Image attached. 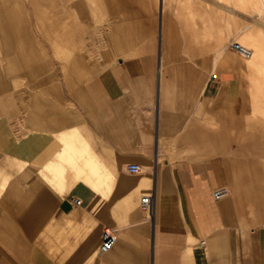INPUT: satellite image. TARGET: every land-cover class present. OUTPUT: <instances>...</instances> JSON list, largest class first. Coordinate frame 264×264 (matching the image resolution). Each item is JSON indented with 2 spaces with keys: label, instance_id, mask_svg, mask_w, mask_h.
Returning <instances> with one entry per match:
<instances>
[{
  "label": "crops",
  "instance_id": "obj_1",
  "mask_svg": "<svg viewBox=\"0 0 264 264\" xmlns=\"http://www.w3.org/2000/svg\"><path fill=\"white\" fill-rule=\"evenodd\" d=\"M159 2L156 52L108 54L100 65L85 54L81 70L70 57L67 77L31 70L51 64L35 58L16 88L0 39V264H264V70L223 52L264 26L248 16L235 22L243 14L232 0H183L191 5L183 15L209 29L192 32L187 45L211 42L220 53L208 73L205 57L196 65L172 53L180 41L167 42L164 30L185 23L166 22V0ZM257 4L248 0V11L264 8ZM113 27L114 37L126 29ZM233 84L231 136L222 128L223 93ZM133 164L142 171L130 172ZM112 174L133 179L111 187ZM226 187L231 195L215 200ZM145 195L150 213L141 209ZM109 228L118 241L101 254Z\"/></svg>",
  "mask_w": 264,
  "mask_h": 264
},
{
  "label": "rangeland",
  "instance_id": "obj_2",
  "mask_svg": "<svg viewBox=\"0 0 264 264\" xmlns=\"http://www.w3.org/2000/svg\"><path fill=\"white\" fill-rule=\"evenodd\" d=\"M182 1L166 0V12L164 14L166 22L177 20L185 23V28H183L184 30L176 31L164 30L165 40L167 42L176 39L180 41L179 46L173 49L172 53L189 56L192 64H199V60L205 57L208 73L210 70L212 73L214 67L219 63L220 53L211 42H204L201 46L196 44L187 45V37L192 32L203 33L209 31V29H206L207 24L200 18L183 15L191 5H183ZM230 1L223 0L224 3L228 4ZM257 1L260 2L261 0ZM232 2L235 9L236 5L241 3L242 0H232ZM247 3L248 0L246 6ZM257 6H259V3ZM252 14L255 17L259 16L258 13L253 11ZM233 16L235 22L237 20L245 22L243 15H238L239 17H237L234 13ZM160 17L159 0H0V39L3 38L5 42L2 46V52L11 64L14 75H17L15 84L16 88H19L28 79L27 76H29L31 70L44 72L52 67L54 70L60 71V73L62 71V74L66 76L64 69L70 66L71 59L68 60L70 57H75L76 59L75 63L72 62L75 65V69L81 70L85 69L86 64H88L85 60V54L89 55L90 59L94 58L96 60L95 65H100L104 64L100 62L101 59L108 54L111 55L110 59L114 60V54L117 53L129 55L146 51L150 53L156 52ZM108 25H110V28ZM246 25L253 26V23H246ZM113 26H123L126 29H120L121 32L116 33L117 36L114 37L112 34L117 29ZM258 26H264V21H261ZM90 30L94 33L92 34ZM81 36L84 37V43L82 45L81 43L80 45L75 44L76 38L80 37L82 39ZM77 41L80 42L79 40ZM233 42L237 43L235 40ZM230 46L231 44L228 43L223 52L232 51L233 56L241 58ZM122 47L123 50L121 49ZM34 53H36V57ZM35 58H37L36 63H44L47 60L51 62L52 66L50 63L44 66L32 64L34 65L32 69L26 71L28 63L34 62ZM249 75L253 74L250 73ZM238 78L247 84L243 76L239 75ZM23 90H26L28 94L31 92L37 95L41 91L38 88L28 87ZM23 90L22 88L15 89L12 94L18 96V94H22ZM223 95L226 98L227 113L223 116L222 128L225 132L234 136V102L228 103L230 95L234 96V84ZM19 100H21L20 97L17 101ZM249 105L252 106L253 103L250 101ZM253 106L255 107V105ZM231 109L233 113L229 114ZM224 137L230 136L227 134ZM80 144L84 146V143ZM229 148L234 149V142L229 144ZM231 152L225 150L227 156ZM61 169H70V167L64 166ZM65 175L69 178L73 174ZM132 179V176L112 174L108 181L111 182L112 187L115 182L122 184L124 180ZM226 188L231 195L230 187ZM21 206L20 204L16 207L21 210Z\"/></svg>",
  "mask_w": 264,
  "mask_h": 264
},
{
  "label": "bare ground",
  "instance_id": "obj_3",
  "mask_svg": "<svg viewBox=\"0 0 264 264\" xmlns=\"http://www.w3.org/2000/svg\"><path fill=\"white\" fill-rule=\"evenodd\" d=\"M246 2H247V0H242L241 3H238L236 5L235 9H237V11L238 10L241 11L243 16H245V18H247V16H248L250 21H253L256 23H261V21H264V8L260 9L259 7H257L256 9H254L253 12L259 14V16L255 17V16H253L254 14H252V12L248 11V8L246 6ZM256 3H259V2L257 1ZM237 43H239L243 47H246L247 49L250 50V55L248 57H245V58L241 57V56L240 57L242 59H249L248 64L250 65V67H255V68L261 69L263 71L264 70V30H260V29L246 30L245 32L242 33L240 38L237 40ZM234 59H236L239 62L241 61V59L237 58L235 55H234ZM242 69H243V67H242ZM228 192L230 195L229 190H228Z\"/></svg>",
  "mask_w": 264,
  "mask_h": 264
},
{
  "label": "built area",
  "instance_id": "obj_4",
  "mask_svg": "<svg viewBox=\"0 0 264 264\" xmlns=\"http://www.w3.org/2000/svg\"><path fill=\"white\" fill-rule=\"evenodd\" d=\"M231 49L235 51L239 56L241 57H248L250 55V50L247 49L246 47H243L239 43H232L231 44ZM129 171L132 173H139L142 171V167L137 164H133L129 166ZM214 199L215 200H223L226 199L229 196V192L226 188H220L214 191L213 193ZM73 203L76 206H80L82 204V201L80 199H73ZM141 209L145 213H150L152 212L153 205H152V199L151 196L145 195L141 199ZM118 241V234L115 229H105L103 234H102V242L100 245V253L101 254H107L111 252L114 247L116 246ZM204 244V242L202 243Z\"/></svg>",
  "mask_w": 264,
  "mask_h": 264
}]
</instances>
